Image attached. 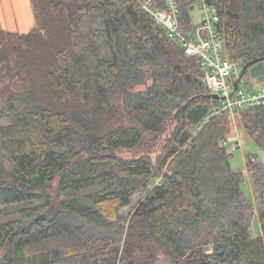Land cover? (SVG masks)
<instances>
[{
	"label": "trees",
	"instance_id": "trees-1",
	"mask_svg": "<svg viewBox=\"0 0 264 264\" xmlns=\"http://www.w3.org/2000/svg\"><path fill=\"white\" fill-rule=\"evenodd\" d=\"M31 2L29 33L0 28V264H264V163L255 203L226 114L199 129L221 102L198 58L140 0ZM214 4L227 56L264 59V0ZM238 111L264 149V107Z\"/></svg>",
	"mask_w": 264,
	"mask_h": 264
},
{
	"label": "built area",
	"instance_id": "built-area-1",
	"mask_svg": "<svg viewBox=\"0 0 264 264\" xmlns=\"http://www.w3.org/2000/svg\"><path fill=\"white\" fill-rule=\"evenodd\" d=\"M142 8L159 25L163 26L169 36L183 44L186 54L200 61L203 71V82L211 94L221 97L220 106L214 110L200 125L202 129L212 118L219 114H232L239 109L264 107V89L255 93L242 90L245 63L243 60L233 61L225 53L219 34L220 16L214 0H198L201 10V22L194 23L188 31H184L180 11L176 0H167L166 8L156 9L152 0H140ZM235 152L241 148L239 140L224 143Z\"/></svg>",
	"mask_w": 264,
	"mask_h": 264
},
{
	"label": "rangeland",
	"instance_id": "rangeland-1",
	"mask_svg": "<svg viewBox=\"0 0 264 264\" xmlns=\"http://www.w3.org/2000/svg\"><path fill=\"white\" fill-rule=\"evenodd\" d=\"M193 22L195 25H199L201 22V10L198 6L195 7L194 11L191 14ZM242 90L250 93L258 92L259 90L264 89V79L259 80L258 78H253L251 74H247L243 77V83L239 86ZM145 86L136 87V91L145 90ZM229 123V134L228 140L230 142H235L239 140L242 144L241 148L235 152L231 151V144L228 149L233 153V158L231 159V166L234 170H242L245 174V182L242 185V189L244 193L252 199L253 202L256 203V195L253 189V182L251 173L247 170V163L249 157L257 158V160L261 163H264V149L260 148L255 141L246 135L243 128L241 127V116L239 111H236L232 114L226 115ZM3 125H8L9 123L6 120H0ZM123 155L130 156V153H123ZM138 198L134 200V204L136 205ZM133 207L127 208L122 211L124 216H129L132 212ZM251 234L253 237H259L261 235V224L259 217L256 215L253 220V226L251 230ZM146 257L143 256L142 258ZM126 264V263H124ZM157 264H169L164 261H159Z\"/></svg>",
	"mask_w": 264,
	"mask_h": 264
},
{
	"label": "crops",
	"instance_id": "crops-1",
	"mask_svg": "<svg viewBox=\"0 0 264 264\" xmlns=\"http://www.w3.org/2000/svg\"><path fill=\"white\" fill-rule=\"evenodd\" d=\"M36 23L31 0H0V28L12 33L27 34Z\"/></svg>",
	"mask_w": 264,
	"mask_h": 264
},
{
	"label": "water",
	"instance_id": "water-1",
	"mask_svg": "<svg viewBox=\"0 0 264 264\" xmlns=\"http://www.w3.org/2000/svg\"><path fill=\"white\" fill-rule=\"evenodd\" d=\"M247 71H249V74H251L253 78H258L259 80L264 79V59L255 61L254 64L250 68L245 67L243 77L245 75V72ZM210 98L216 101L221 100V97L217 94H210Z\"/></svg>",
	"mask_w": 264,
	"mask_h": 264
}]
</instances>
